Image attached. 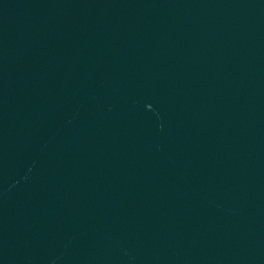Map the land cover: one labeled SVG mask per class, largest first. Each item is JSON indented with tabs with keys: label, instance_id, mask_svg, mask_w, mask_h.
I'll list each match as a JSON object with an SVG mask.
<instances>
[{
	"label": "water",
	"instance_id": "obj_1",
	"mask_svg": "<svg viewBox=\"0 0 264 264\" xmlns=\"http://www.w3.org/2000/svg\"><path fill=\"white\" fill-rule=\"evenodd\" d=\"M0 264H264V0H0Z\"/></svg>",
	"mask_w": 264,
	"mask_h": 264
}]
</instances>
